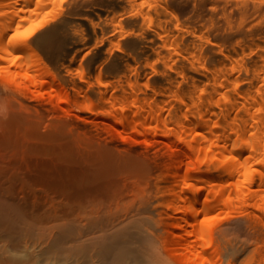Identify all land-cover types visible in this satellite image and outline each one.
Segmentation results:
<instances>
[{"label":"bare ground","instance_id":"obj_1","mask_svg":"<svg viewBox=\"0 0 264 264\" xmlns=\"http://www.w3.org/2000/svg\"><path fill=\"white\" fill-rule=\"evenodd\" d=\"M0 256L264 264V0H0Z\"/></svg>","mask_w":264,"mask_h":264},{"label":"rangeland","instance_id":"obj_2","mask_svg":"<svg viewBox=\"0 0 264 264\" xmlns=\"http://www.w3.org/2000/svg\"><path fill=\"white\" fill-rule=\"evenodd\" d=\"M5 255V254H4ZM6 256V255H5ZM0 264H10L6 259L4 260V256H0Z\"/></svg>","mask_w":264,"mask_h":264}]
</instances>
